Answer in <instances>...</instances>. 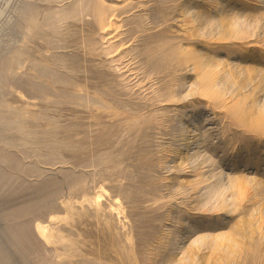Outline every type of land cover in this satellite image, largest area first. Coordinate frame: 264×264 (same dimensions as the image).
Wrapping results in <instances>:
<instances>
[{
    "label": "rangeland",
    "instance_id": "obj_1",
    "mask_svg": "<svg viewBox=\"0 0 264 264\" xmlns=\"http://www.w3.org/2000/svg\"><path fill=\"white\" fill-rule=\"evenodd\" d=\"M0 264H264V0H0Z\"/></svg>",
    "mask_w": 264,
    "mask_h": 264
},
{
    "label": "bare ground",
    "instance_id": "obj_2",
    "mask_svg": "<svg viewBox=\"0 0 264 264\" xmlns=\"http://www.w3.org/2000/svg\"><path fill=\"white\" fill-rule=\"evenodd\" d=\"M100 10H101V9H100ZM100 10H98V15H99L98 18H99V22H101V24H103V23L105 22V19H104V17L102 16V13H103V12L100 11ZM104 26H105V24H104ZM104 26H103V27H104ZM105 27H106V26H105ZM214 39H215V38H214ZM213 41H214V40H213ZM215 41H216V40H215ZM114 49H115V48H114ZM192 54H193V53H192ZM215 67H216V66H215ZM123 69H124V68H123ZM131 74H132V73H131ZM131 77H132V76H131ZM187 95H190V94H187ZM187 95H186V96H187ZM184 131L187 132V130H184ZM184 131H183V132H184ZM200 156H201V152H199V149H198V150L195 152V154H193L192 156H188V155H187V157H189V158L191 157V159H192V157H195V159H198V158H200ZM206 161H212L211 158H210V156H209V157H206L202 162H206ZM220 176H221V175H220ZM220 176H219V179L221 178ZM222 187H225V185H222ZM224 189H225V188H224Z\"/></svg>",
    "mask_w": 264,
    "mask_h": 264
}]
</instances>
